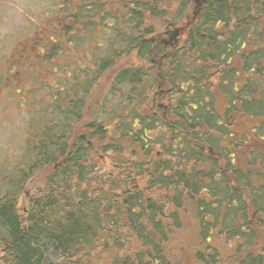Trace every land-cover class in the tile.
<instances>
[{"label":"trees","instance_id":"1","mask_svg":"<svg viewBox=\"0 0 264 264\" xmlns=\"http://www.w3.org/2000/svg\"><path fill=\"white\" fill-rule=\"evenodd\" d=\"M62 2L105 45L0 193V264H264V0Z\"/></svg>","mask_w":264,"mask_h":264},{"label":"rangeland","instance_id":"2","mask_svg":"<svg viewBox=\"0 0 264 264\" xmlns=\"http://www.w3.org/2000/svg\"><path fill=\"white\" fill-rule=\"evenodd\" d=\"M62 3L61 0H0V62H2L0 63V193L6 189V186H11L18 166L29 158L31 143H34L48 126L51 118L50 111L53 110L55 104L53 98L58 93L57 81L65 78V80L81 78V82H84L82 73L85 67H88L86 59H91V55L95 52L88 54L86 51L93 50L95 41L105 45L104 33L106 31L100 28V33L95 34L90 28L85 33L82 31L76 39L72 40L73 45L72 43L69 45L67 41V46L63 45L61 50H55L54 57L51 58L54 59L56 65L61 64L62 66L55 67L48 61L47 68L38 67L33 70L31 67H36L33 62L29 67L26 52H30L33 57L37 58L40 51L26 49L22 44L36 40L38 31L47 26H51L50 31L57 32L54 26L59 17L51 21L49 19L61 14L64 9H60ZM64 11L68 12L67 8ZM54 39L58 43L59 35H56ZM45 41V48L48 51L50 40L45 39ZM95 50L100 54L106 52L105 47H97ZM13 58L20 63L19 68L13 69ZM128 62H132L131 57L128 58ZM25 66L27 67L24 68ZM66 66L67 70H65ZM49 68L54 71L48 70ZM24 80H26L23 84L25 89H33L27 97L29 101H32L31 103H26L22 93L17 92L19 81L23 83ZM95 87V95H101L94 98L92 93L89 102L91 110L88 111V117L92 116V111L95 112L99 108V100L106 96L104 85H95ZM261 88L264 86L262 85ZM260 94L264 95L262 91ZM113 100L117 104V101ZM115 103L112 105L116 108ZM107 118V113L101 117L103 121ZM103 163L108 169L111 166L109 159ZM101 166H103L102 163ZM43 181L42 176L35 178L19 195L18 208L21 213L27 209L29 200L35 196ZM261 242L264 245V236ZM181 249L185 259L190 261L192 253L188 245H181Z\"/></svg>","mask_w":264,"mask_h":264},{"label":"flooded vegetation","instance_id":"3","mask_svg":"<svg viewBox=\"0 0 264 264\" xmlns=\"http://www.w3.org/2000/svg\"><path fill=\"white\" fill-rule=\"evenodd\" d=\"M62 1V0H61ZM62 8H64V9H66L67 8V6H65L63 3L61 4V7H60V9H62ZM64 9H63V11L61 12V14H57L56 15V17L55 18H50L49 19V21H51V20H55L57 17H59L58 19H56V25L54 26V28H55V31H57V32H52V31H50V29H51V26H47V27H45V28H43V29H40L39 31H38V38H36V40H30L29 42H26V43H24V44H22V45H24L25 46V48L26 49H34V51H40L39 53H38V57L37 58H35V57H33L31 54H30V52H26V58H27V64H28V66L29 67H31L30 65H31V62H33V63H35V65H36V67H31L33 70L35 69V68H38V67H45V68H47V62L49 61L50 63H53L54 64V66L55 67H57L59 64H55L54 63V59H48L47 58V51H46V48H45V44L46 43H44V42H46L45 41V39H49L50 40V42H49V44L51 45L53 42L54 43H57V41L56 40H54V37H56V35H59V34H61L62 36H63V40H62V43H63V45L65 46H67V25H68V23H69V21H70V19H68V16H67V12H65L64 11ZM61 29V31H59ZM27 39H30V38H27ZM53 41V42H52ZM21 45V46H22ZM25 55H23V57H24ZM0 63H2V62H0ZM20 63H18L16 60H15V58H13V69H16V68H19L20 67V65H19ZM59 66H62L61 64L59 65ZM27 66H25L24 68H26ZM31 68H30V70H31ZM48 70H51V71H54L53 69H51V68H49ZM65 70H67V66H66V68H65ZM62 71V70H61ZM56 72H57V69H56ZM66 79V78H65ZM65 79H60L61 80V82L62 83H65L67 80H65ZM26 82V80H24V82L23 83H21L20 81H19V83H18V85H17V88H19V90H17V92H19V93H22L21 95H22V97L26 100V103H31L32 101H29L28 99H27V97H28V94L33 90V89H25V87H24V83ZM58 82V81H57ZM1 84V83H0ZM14 85V84H13ZM12 85V86H13ZM28 87H31L30 85H28V84H26ZM27 92V93H26Z\"/></svg>","mask_w":264,"mask_h":264}]
</instances>
